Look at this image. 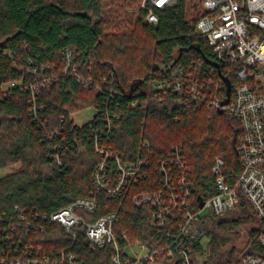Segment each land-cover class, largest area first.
<instances>
[{
    "label": "trees",
    "instance_id": "1",
    "mask_svg": "<svg viewBox=\"0 0 264 264\" xmlns=\"http://www.w3.org/2000/svg\"><path fill=\"white\" fill-rule=\"evenodd\" d=\"M140 1L0 0V169L17 165L0 177V257H11L13 244H33L52 256L72 252L82 264H111L110 245H92L82 230L73 237L49 214L77 197L95 195L97 209L89 218L116 211L119 237L124 231L132 241L155 240L160 233L151 224L150 206L137 207L133 199L160 186L163 155L178 149L185 156L194 204L217 192V157L229 181L240 172L236 116L156 94L149 84L165 77L173 63L213 56L197 29L201 0H176L158 10L156 23L138 9ZM65 46L76 48L77 71L93 77L101 91L64 72ZM44 76L49 82L41 84ZM12 81L19 84L5 89ZM34 81L41 84L35 101L44 125L33 110ZM87 107L96 108L93 118L76 123L72 114ZM96 142L118 150L123 161L148 160L147 176L130 182L119 196L97 190L93 171L102 157ZM107 168L114 178V160L108 159ZM19 212L24 220H18ZM199 225L209 241L197 247L195 264L236 263L241 249L229 244L245 227L246 252L260 250L264 220L244 195L237 206L224 214L210 212Z\"/></svg>",
    "mask_w": 264,
    "mask_h": 264
},
{
    "label": "built area",
    "instance_id": "2",
    "mask_svg": "<svg viewBox=\"0 0 264 264\" xmlns=\"http://www.w3.org/2000/svg\"><path fill=\"white\" fill-rule=\"evenodd\" d=\"M175 2L141 0L138 9L145 12L148 22L156 23L158 10ZM201 6L204 13L197 21V29L205 35L211 48V62L193 59L188 64L173 63L165 77L150 80L149 84L156 94H174L198 106L221 108L236 116L241 125L237 141L240 172L234 181H229L223 170L224 160L217 157L213 166L217 192L203 198L204 204L200 206L199 198L196 204L193 201L194 185L185 156L178 149L163 155L158 164L160 186L153 191L138 192L133 199L137 207L150 206L151 224L160 233L155 240L132 241L124 231L119 237L115 229L119 219L116 211L89 218L87 215L97 209L95 195L77 197L49 214L52 221L73 237L82 230L92 245H110L113 248L111 264H195L194 253L197 247L204 246L206 236L199 225L202 210L208 207L215 214H224L237 206L241 195L248 198L255 213L264 220V0H201ZM60 54L64 72H72L86 88L102 90L93 77L77 71L75 47L65 46ZM165 66L163 62L161 67ZM225 77L231 86L229 101L223 104L227 97ZM47 82L49 77L44 76L40 83ZM40 83L34 81L30 87L35 118L44 125L37 114L35 101ZM18 84L12 81L5 89ZM95 149L102 159L93 171L94 185L97 190L106 191L108 196H119L130 182L147 176L148 160L123 161L118 150L98 142ZM108 159L114 160L116 165L114 178L108 173ZM25 217L23 212L18 213V220ZM258 244L260 250L243 253L234 264H264V233L258 238ZM13 246L11 257H0L3 264H82L72 252L63 251L52 256L33 244L23 248Z\"/></svg>",
    "mask_w": 264,
    "mask_h": 264
},
{
    "label": "rangeland",
    "instance_id": "3",
    "mask_svg": "<svg viewBox=\"0 0 264 264\" xmlns=\"http://www.w3.org/2000/svg\"><path fill=\"white\" fill-rule=\"evenodd\" d=\"M94 112H95V110L93 107H87L85 109H81L79 111H76L75 113L72 114V116L75 119L76 123L82 124V123L88 121V119H90V117L93 115ZM16 167H17V165L0 169V177L11 172V171H13ZM210 212H212V211H210V209L208 207H206L202 210L201 215L203 217V216L209 215ZM247 226H249V225H247ZM208 241H209V238L207 236H205V238L203 239L204 247H206L208 245ZM248 242L249 241H248L247 227L241 228L239 236L229 244V247L235 246L236 248L241 249L239 255H242L243 253H245L247 251V249L249 247ZM203 256H206V255H203ZM203 258L204 257H200V259H203Z\"/></svg>",
    "mask_w": 264,
    "mask_h": 264
},
{
    "label": "water",
    "instance_id": "4",
    "mask_svg": "<svg viewBox=\"0 0 264 264\" xmlns=\"http://www.w3.org/2000/svg\"><path fill=\"white\" fill-rule=\"evenodd\" d=\"M205 57V59H206V61H208V62H211V60H210V58H208V57H206V56H204ZM217 67H219V64L218 63H216L215 64ZM225 79V81H226V84H227V97H226V99L222 102L223 104L224 103H228V101H229V96H230V80L227 78V77H225L224 78ZM144 80H141L139 83H141V82H143ZM219 111L221 112V113H223V109H219ZM199 199H200V206H202L203 204H204V199H203V197H201V196H199L198 197Z\"/></svg>",
    "mask_w": 264,
    "mask_h": 264
}]
</instances>
